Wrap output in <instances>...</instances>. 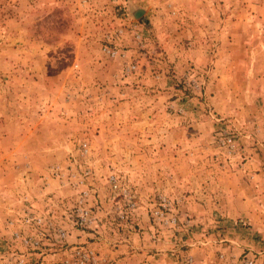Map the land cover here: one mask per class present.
Masks as SVG:
<instances>
[{
	"label": "rangeland",
	"instance_id": "374dc122",
	"mask_svg": "<svg viewBox=\"0 0 264 264\" xmlns=\"http://www.w3.org/2000/svg\"><path fill=\"white\" fill-rule=\"evenodd\" d=\"M82 191L105 264H264V0H0V264Z\"/></svg>",
	"mask_w": 264,
	"mask_h": 264
},
{
	"label": "built area",
	"instance_id": "2783aa9c",
	"mask_svg": "<svg viewBox=\"0 0 264 264\" xmlns=\"http://www.w3.org/2000/svg\"><path fill=\"white\" fill-rule=\"evenodd\" d=\"M110 182L116 187L115 179L112 178ZM87 198L88 192L82 191L72 210L65 213V219L40 215L32 211L26 203L13 219L6 222L10 243L24 249V254L35 255L34 258L44 261V264H105V260L92 247H70L68 243L69 225L70 228L80 230L93 227L95 217L86 207ZM45 200H49V196ZM159 206L162 210L156 213L157 218L163 217V211L169 210L170 207L165 198L161 199ZM121 218H124L123 214ZM12 258L15 264H26L25 257L20 258L14 252ZM241 264H253V261L246 259Z\"/></svg>",
	"mask_w": 264,
	"mask_h": 264
}]
</instances>
